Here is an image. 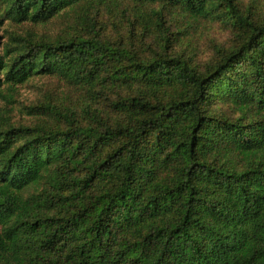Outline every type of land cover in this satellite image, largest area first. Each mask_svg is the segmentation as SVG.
I'll return each mask as SVG.
<instances>
[{
	"label": "trees",
	"instance_id": "16d2710c",
	"mask_svg": "<svg viewBox=\"0 0 264 264\" xmlns=\"http://www.w3.org/2000/svg\"><path fill=\"white\" fill-rule=\"evenodd\" d=\"M243 1L0 0V96L64 87L0 122V264H264V13ZM130 4L126 39L97 33ZM215 21L233 37L209 60L174 51Z\"/></svg>",
	"mask_w": 264,
	"mask_h": 264
},
{
	"label": "rangeland",
	"instance_id": "374dc122",
	"mask_svg": "<svg viewBox=\"0 0 264 264\" xmlns=\"http://www.w3.org/2000/svg\"><path fill=\"white\" fill-rule=\"evenodd\" d=\"M247 1L249 0L243 1V4H246ZM256 1H259L258 9L260 12L264 13V0ZM152 6H155V4ZM124 7H126L125 9L129 12L124 15L121 6L116 7L113 11H108L107 8L102 6L92 14L96 21L95 30H97L99 35L104 38H109L110 40L122 37L123 39H126V37L129 36L128 22L133 15L130 10L132 5H124ZM155 7L156 9L161 8L159 5ZM169 11L170 10H163L167 24L170 26V30L172 32H183L184 27L176 28V22L178 20L174 9H172V11L176 15ZM78 28L79 31L90 30L91 25L87 23L86 26H79ZM7 29H9V27L6 23L0 26V42L7 40ZM135 32H138L136 41L143 43L144 49H147L149 46L157 48V41L154 33L146 32L140 25L136 27ZM177 36H175V38H177V41H181V43L177 42L175 44L174 51H185L187 57H189L194 63H204L209 60L213 54L214 44L223 46L228 45L233 37L228 28L216 21L207 23L206 26H202L197 33L188 31L181 37ZM145 54H149V52L146 51ZM63 89L64 87L62 83H60L54 76H37L29 79L25 83L17 84L15 92L12 93V101L0 96V114L4 115H0V118H2V121L0 122H8L14 125L33 122L34 120L32 119L34 118L28 114L29 108L38 105L60 104L61 101L58 98L63 96ZM2 93L3 95H7L8 91L3 90ZM91 102V109L95 107L98 109L104 105L103 99L99 97H96L94 101Z\"/></svg>",
	"mask_w": 264,
	"mask_h": 264
}]
</instances>
